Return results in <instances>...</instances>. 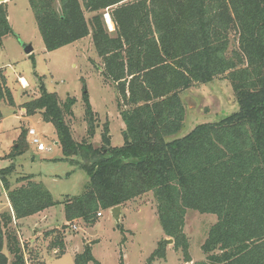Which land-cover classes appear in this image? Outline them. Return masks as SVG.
I'll return each instance as SVG.
<instances>
[{
  "label": "trees",
  "instance_id": "trees-1",
  "mask_svg": "<svg viewBox=\"0 0 264 264\" xmlns=\"http://www.w3.org/2000/svg\"><path fill=\"white\" fill-rule=\"evenodd\" d=\"M29 3L48 51L92 35L102 74L118 95L125 142L112 146L107 123L102 145L94 146L88 138L77 141L67 120L74 115L77 99L68 96L61 101L35 73L40 94L22 104L25 113L39 112L54 124L63 150V156L54 160L86 171L89 179L81 194L60 200L33 174L18 175L12 184L15 159L29 148L28 131L22 130L11 150L0 156L11 161L0 167V182L12 206V211L0 213V264H27L25 246L14 228L20 220L63 205L68 223L82 219L93 225L99 211L124 206L150 192L164 234L186 253V262L191 261L186 214L194 209L217 215L201 246L205 260L194 264H264V0ZM105 11L114 31L108 28ZM86 12L95 14L88 20ZM8 35L16 33L7 2H0V46ZM29 57L35 67L34 53ZM217 78L231 82L239 108L176 137L186 118L181 93ZM84 89L87 132L93 138L97 114ZM0 101L15 105L2 69ZM53 235L51 246L61 255L65 240L56 229L46 233ZM165 258L161 240L146 264ZM32 259L42 264L37 255ZM90 263L100 264L88 245L75 255V264ZM119 264H126L123 256Z\"/></svg>",
  "mask_w": 264,
  "mask_h": 264
},
{
  "label": "rangeland",
  "instance_id": "rangeland-1",
  "mask_svg": "<svg viewBox=\"0 0 264 264\" xmlns=\"http://www.w3.org/2000/svg\"><path fill=\"white\" fill-rule=\"evenodd\" d=\"M6 2H9V20L16 35L3 38L0 46V67L6 71L16 105L0 103V156L11 150L22 130L34 128L47 149L39 151L30 143L31 137L27 135L29 148L15 159L16 172L11 177L12 184L18 175L33 174L36 180L47 186L56 200L63 199L66 195H79L84 190L89 174L67 161L54 160L63 156L62 147L57 143L56 128L52 122L45 121L41 113L27 115L24 112L22 104L34 98L24 95V90L36 92L34 95L39 96V80L35 74L37 73L43 77L49 91L58 93L61 101L68 96L77 99L73 107L74 115L67 117L77 141L88 138L94 146L102 145L101 134L107 123L112 136V146L120 147L125 142L123 131L126 125L121 117L116 89L102 74L103 62L96 52L91 34L72 44L48 51L29 0ZM105 12L104 17L110 15ZM94 14L86 12L87 19L90 20ZM105 19L109 30L114 31L115 26L111 29L107 17ZM236 43V36L232 35V44ZM24 44L32 45L34 49L35 67L25 52ZM20 75L29 81L30 86L27 83V87H21V81H18ZM85 86L97 114V129L93 138H90L87 132L83 100ZM181 97L186 107V118L176 137L188 134L200 123L218 121L239 108L231 82L227 79L217 78L212 82L193 86L184 90ZM10 163L8 159H0V167ZM3 189L0 182V212L7 206ZM123 207L126 208L125 215L119 223L110 209L102 210L104 214L99 216L93 225L85 223L82 219L68 223L63 205H56L47 211L48 225L32 217L25 219L26 224L30 223L28 225L14 224L20 241L25 246L27 264H35L33 255H37L42 264H75V255L83 252L88 245L92 247V252L100 264H119L121 256L126 264H146L159 242L170 239L164 234L159 223L156 200L150 192L127 202ZM216 221V214L189 209L186 214L185 232L189 238L188 256L191 261L186 262V253L182 248H175L174 243H170L165 244L166 258L158 259L152 264H194L205 260L201 246ZM36 222H39V225L34 228ZM119 224L123 226L124 231ZM52 229L60 231L65 240L66 250L61 255L58 248L51 246L54 235L46 237V233ZM8 255L12 261L13 256L10 253Z\"/></svg>",
  "mask_w": 264,
  "mask_h": 264
},
{
  "label": "crops",
  "instance_id": "crops-1",
  "mask_svg": "<svg viewBox=\"0 0 264 264\" xmlns=\"http://www.w3.org/2000/svg\"><path fill=\"white\" fill-rule=\"evenodd\" d=\"M7 0H5V2H6ZM7 4H9V2H7ZM113 23V22H112ZM114 25V24H113ZM6 37V36H5ZM27 54V53H26ZM28 56L30 55V54H27ZM0 69H2V70H4V74L6 75V77H7V74H6V71H5V69L4 68H2V67H0ZM23 79H25L26 81H27V83H28V86H30V83H29V81L26 79V78H24V76H22V75H20L19 77H18V81L20 82V80H23ZM21 84V83H20ZM9 85V84H8ZM9 87H10V85H9ZM21 87L24 89V87L22 86V84H21ZM11 88V87H10ZM12 90V89H11ZM13 93V92H12ZM34 94H36V92H29L27 89H25L24 90V95H28V96H32V97H37V96H35ZM14 96V95H13ZM27 101V100H26ZM1 102H4V103H6L5 101H0V103ZM7 104V103H6ZM15 105H16V103H15ZM14 105V106H15ZM23 108V107H22ZM24 109V108H23ZM24 112H25V109H24ZM2 113V112H1ZM1 119H2V117H1ZM1 119H0V121H1ZM20 135V134H19ZM19 137V136H18ZM18 139V138H17ZM14 146V145H13ZM12 146V147H13ZM2 156H4V155H2ZM36 179V178H35ZM38 181V180H37ZM4 190V189H3ZM4 194H5V196H6V199H7V206H6V208L5 209H3L1 212H3V211H6V210H10V209H12V206H11V204H10V201H9V199H8V196H7V192H6V190H4ZM49 209V208H48ZM48 209H46V210H44V211H42V212H40V213H38V214H35V215H33V216H30V217H32V218H35L34 220H40V222H42V223H44V225H48L46 222H47V220H48V216H47V211H48ZM50 210V209H49ZM125 210H126V208H124L123 206H122V210H121V219L123 218V216L125 215ZM0 212V213H1ZM30 217H27V218H30ZM26 219V218H25ZM25 219H23V220H20L18 223H16L17 225H19V224H23V225H25L26 223H25ZM33 220V221H34ZM32 221V222H33ZM28 224H30L29 222H27V224L26 225H28ZM39 225V222H36L35 224H34V228H36L37 226ZM22 228V227H21ZM24 229H25V227H24ZM27 229V228H26ZM37 230H35V232H36ZM9 258H10V256H9ZM11 264V263H10Z\"/></svg>",
  "mask_w": 264,
  "mask_h": 264
},
{
  "label": "built area",
  "instance_id": "built-area-1",
  "mask_svg": "<svg viewBox=\"0 0 264 264\" xmlns=\"http://www.w3.org/2000/svg\"><path fill=\"white\" fill-rule=\"evenodd\" d=\"M20 81H21V84L23 87H27V85L23 84L22 80H20ZM28 135L31 137L30 143L33 144L34 146H36V148L39 151H44L47 149V146L42 141V139L37 135V132L34 128H30L28 130ZM103 214H104L103 211L98 212V216H102Z\"/></svg>",
  "mask_w": 264,
  "mask_h": 264
},
{
  "label": "water",
  "instance_id": "water-1",
  "mask_svg": "<svg viewBox=\"0 0 264 264\" xmlns=\"http://www.w3.org/2000/svg\"><path fill=\"white\" fill-rule=\"evenodd\" d=\"M5 0H0V2H4ZM109 14V13H108ZM105 17H107L106 15H105ZM109 17H110V15H109ZM111 19V18H110ZM24 48H25V52L27 53V54H32L33 53V47H32V45H26V44H24ZM121 210H122V205H118V206H116V207H114V208H112L111 209V212H112V214H113V217L115 218V220L119 223L120 222V220H121ZM163 242L165 243V244H170V243H174V240H173V238H170V239H164L163 240Z\"/></svg>",
  "mask_w": 264,
  "mask_h": 264
},
{
  "label": "bare ground",
  "instance_id": "bare-ground-1",
  "mask_svg": "<svg viewBox=\"0 0 264 264\" xmlns=\"http://www.w3.org/2000/svg\"><path fill=\"white\" fill-rule=\"evenodd\" d=\"M107 20H108V22H109V26H110V28L113 29V28H114V25H113V23H112V21H111L109 15H107ZM22 82H23L24 85H27V81H26L25 79H23Z\"/></svg>",
  "mask_w": 264,
  "mask_h": 264
}]
</instances>
